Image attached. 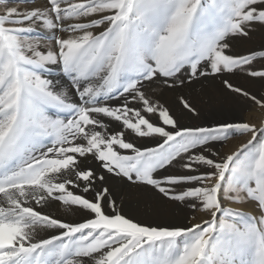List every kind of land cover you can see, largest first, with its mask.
Here are the masks:
<instances>
[{"label":"snow or ice","instance_id":"snow-or-ice-1","mask_svg":"<svg viewBox=\"0 0 264 264\" xmlns=\"http://www.w3.org/2000/svg\"><path fill=\"white\" fill-rule=\"evenodd\" d=\"M257 28L264 0H0V264H264V120L182 125L156 95L220 77L264 112L224 78L264 81V46L231 43ZM111 177L192 215L142 222Z\"/></svg>","mask_w":264,"mask_h":264},{"label":"rangeland","instance_id":"rangeland-1","mask_svg":"<svg viewBox=\"0 0 264 264\" xmlns=\"http://www.w3.org/2000/svg\"><path fill=\"white\" fill-rule=\"evenodd\" d=\"M29 4L43 7L46 4V0H29ZM231 43L233 51L236 53H245L249 50L259 49L264 46V28H257L251 33L250 37L235 38ZM53 74L58 75L55 72ZM224 78L231 80L235 85L246 88L257 96L264 95V81L251 79L240 73L235 75L225 74ZM60 83L65 84L67 82L61 79ZM153 87L157 86L154 84ZM156 95L171 110V113L178 118L179 123L182 125L212 126L219 122L247 120V117H250V119L256 118L254 123L264 120V112L260 111L252 102L226 89L220 77H201L190 83L186 80L184 85L174 88L161 86L157 88ZM181 96L197 109L198 116L194 117L187 110L183 109V106L180 104ZM109 103L118 104L121 101L112 100ZM129 138L136 139V142L140 144L149 143L151 145V141L140 140L132 136ZM236 139L242 142V139L245 138L240 139V137H236ZM233 145L235 146V144ZM225 146L226 144L222 148L219 144L215 145L217 150L224 152L233 150ZM177 170L172 168L168 171L173 172ZM108 183L117 197L118 204L122 205L123 211L142 222L179 224L185 222V218L192 215L190 209L163 197L162 194L150 186L135 185L126 179L121 180L116 177H111ZM234 206L236 207V205ZM48 211L66 219L78 220L80 218L79 215L65 213L63 209H59L55 205L48 209ZM197 215L199 216V214Z\"/></svg>","mask_w":264,"mask_h":264},{"label":"bare ground","instance_id":"bare-ground-1","mask_svg":"<svg viewBox=\"0 0 264 264\" xmlns=\"http://www.w3.org/2000/svg\"><path fill=\"white\" fill-rule=\"evenodd\" d=\"M247 120H251V121H256V118H251L250 119V117H247ZM237 139H239V138H237ZM237 139L236 138H233L231 141H229V142H227L226 143V148L227 147H229V148H232V149H234L235 147H236V145L238 146L239 145V143H240V141H237ZM240 139H242V138H240ZM246 139V138H245ZM233 144H235V146L233 145ZM232 146H234V147H232ZM233 207H235L234 205H233ZM247 207H251V205H249V206H247Z\"/></svg>","mask_w":264,"mask_h":264}]
</instances>
